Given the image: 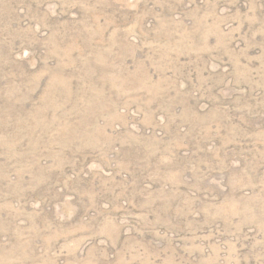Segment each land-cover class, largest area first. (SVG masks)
<instances>
[{
	"label": "rangeland",
	"instance_id": "374dc122",
	"mask_svg": "<svg viewBox=\"0 0 264 264\" xmlns=\"http://www.w3.org/2000/svg\"><path fill=\"white\" fill-rule=\"evenodd\" d=\"M0 264H264V0H0Z\"/></svg>",
	"mask_w": 264,
	"mask_h": 264
}]
</instances>
